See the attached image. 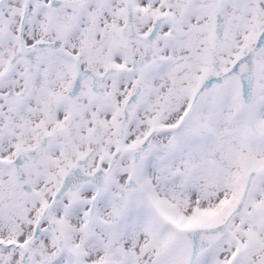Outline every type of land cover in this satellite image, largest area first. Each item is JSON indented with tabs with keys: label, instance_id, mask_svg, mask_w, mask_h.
<instances>
[{
	"label": "bare ground",
	"instance_id": "obj_1",
	"mask_svg": "<svg viewBox=\"0 0 264 264\" xmlns=\"http://www.w3.org/2000/svg\"><path fill=\"white\" fill-rule=\"evenodd\" d=\"M186 2L187 0L184 5ZM220 5L222 9L228 7L227 2ZM215 6L217 5L214 4L213 7ZM213 7L202 18V24L206 28L203 37L206 46L200 51L213 46V42L208 41L210 30L206 25L214 12ZM180 14L169 32L164 26L155 28L148 15L140 21L139 24L152 33L165 34L158 43L146 44L147 55L155 58L161 51H166L169 55L176 54L184 46L180 41L172 45L175 39L183 40L181 24L177 25ZM126 17L125 0H35L27 7L21 4L6 13L0 35V150L7 156L14 148L24 150L26 145L30 146V154L19 168L22 181L29 186L28 192L21 196V205L30 217L44 225L50 221L52 209L55 220L59 206L64 207L65 214L79 222L66 221L73 226L76 235L80 234L79 248H85L81 257H98L95 250H89L90 245L98 240L112 242L115 246L125 240L128 248L109 250L110 252L103 250L105 257L99 258H103L106 264H145L147 255L163 250L168 258L162 260H167L168 264H183V260H186V264H206L203 259L211 254L209 248L204 247L197 254L186 253L187 250H192L187 240H168L167 237L171 236L162 230V222L153 214L156 210L147 196L150 194L147 192L138 196L132 173H149L156 188L162 189L158 183L162 181L166 191L168 184L174 189L182 184V180L190 182L188 186L181 187L180 193L191 195L195 199L181 197L183 205L187 210H200L204 214L214 187L213 179H216L218 173L213 165L215 153L216 158L222 157L231 127L228 125L230 120L218 122L213 116L205 114L207 98L215 100L212 112L221 107L218 100L223 105L229 99L219 98L212 91H207L203 96L204 101L198 104L200 109L202 106V111L198 110L197 113L201 123L199 127L182 129L180 126L171 135L163 131L173 124L171 119L177 115L178 106L185 102L186 94L184 89L178 88L179 81H174V73L169 71V67L175 66L181 71L180 76L185 74L183 71L189 72L190 78L187 75L184 80L185 87L197 84L196 81H191L190 60L185 68V64L180 63L181 60L170 58L164 67L154 68L151 72L162 104L169 110L162 116L159 128L166 134H154L147 137V142L146 138L136 142L142 133L148 135L145 128L149 127L148 122L153 116L143 117L140 123L132 125V130L125 134L119 118L130 115L123 110L133 103L124 99L115 106H109L100 99L102 94L92 97L86 73L91 70L92 61L101 58L103 68L109 67L118 75L127 74L123 70V59L118 57L119 48L125 42V36L121 37L119 32L125 34ZM175 27L180 28L179 32H174ZM194 39L191 35L187 36L186 41ZM130 50L132 55L139 52L137 49ZM190 51L193 52L192 49ZM182 55L187 57L186 54ZM129 61L134 63L133 58H129ZM171 87L172 92L161 90ZM196 91L197 97L201 93L199 86ZM174 94L181 100L180 103L175 101ZM83 114L94 119L99 128H90ZM186 128L192 131V138L186 137ZM122 139L136 148L139 156L133 161L127 162L125 157L119 155L118 145ZM230 139L234 157L239 151V144L232 135ZM95 142L107 151L106 154H100L99 165L96 164L95 157H90ZM126 143L128 142L124 145ZM195 148L200 157L198 160L191 156L193 152L196 153ZM156 152L157 157L154 155ZM173 159V162H169ZM152 169L153 174L147 172ZM177 169L183 170L182 180L172 182L170 177L166 179L168 171L171 173ZM130 177L132 188H129ZM208 180L209 184L212 183L211 186L205 184ZM262 183L263 177L260 175L255 180L259 190ZM218 184L214 196L217 194ZM148 187L159 200H163L160 194L155 193L151 184ZM159 192L165 196L163 192ZM96 210L102 211L103 223L100 227L91 228V239H88L79 229L88 225L89 221L92 222L86 216L89 214L94 217ZM140 215L143 219L138 223ZM179 216L186 215H178L179 221L175 223L176 237L185 235L187 232L184 230H188L187 218L182 220ZM129 219L133 220L131 230L125 236V225ZM199 222L200 220L196 226ZM117 227L123 228L124 232L116 238ZM93 232L99 237L94 239ZM47 247L48 244L45 248Z\"/></svg>",
	"mask_w": 264,
	"mask_h": 264
},
{
	"label": "rangeland",
	"instance_id": "obj_2",
	"mask_svg": "<svg viewBox=\"0 0 264 264\" xmlns=\"http://www.w3.org/2000/svg\"><path fill=\"white\" fill-rule=\"evenodd\" d=\"M34 1L0 0V35L6 13L21 4L27 7ZM184 2L185 0H125V12L127 13V17L124 18L125 34L119 32L121 37L125 36V42L119 48L118 57L123 59V70H126L127 74L118 75L109 67L103 68L101 58L93 60L91 70L86 73L89 91L94 98L102 94L100 99L109 106H115L122 100L128 99L133 104L144 108L142 118L153 116L148 122L149 127L145 128L148 135L142 133L136 142L144 138L147 142L149 141L147 137H152L154 134L168 132L171 135L180 126L182 129L199 127L201 123L194 110L197 86L201 89L200 95L197 96L198 104L204 101L203 96L207 91H212L219 98L228 97V103L223 104L224 106L220 107H223L222 109L216 110V116L219 118L218 122L230 120L228 124L231 126L230 136L226 138L222 157L216 158L217 153H215L216 160L214 158L213 165L218 173L216 179H213L214 187L204 214L200 213V210L190 211L184 207L181 197L188 196L192 199L194 197L180 193L181 187L177 190L179 185L174 189L168 187L166 191L162 181L158 182L162 189L156 188L153 177L149 173L138 175L133 172L132 176L138 196L145 195L149 190L150 197L164 208L166 214L161 211L153 212V214L162 222L159 223L162 230L171 236L167 237L168 240L173 239L178 242L184 237L183 235L176 237V221H179L178 215H186L179 216L182 220L187 218V234L190 235L188 244L192 250H187L186 253L197 254L202 251L200 249L207 247L211 254L203 259L206 264L209 260L208 264H264V0H258L257 4L248 11L235 13L234 32L239 44L233 48H227V52L221 49L220 33L224 32V28L220 29V23L224 20L220 4L227 2L230 8V0H216L217 6L213 7L214 12L206 23L210 30L208 41L213 42V46H207L206 49H209L205 51L194 50V53H200L196 54L197 56H194L191 51L185 53L189 54L187 55L189 58L192 56L190 63L193 62L194 65H191L189 71L192 72L191 81H196L197 84L187 88L182 80L183 75L181 76V84L178 88L186 91L185 102L178 106L177 115L171 119L173 124L163 130L166 132H163L159 129L160 121L169 110L162 104V98L155 87L157 86L156 80L153 81L151 72L154 68H158V61L166 59L168 53L161 51L153 58L147 55L146 44L148 42L158 43V40L165 34L152 33L139 23L148 15L155 28L164 26L169 32ZM140 42L142 43L139 44ZM130 49H137L139 52L132 55ZM129 58H133L134 63H131ZM169 71L174 73V81H179L182 73H175L178 70L173 65L169 67ZM161 90L172 92V87L168 90ZM225 90L228 93H225ZM174 98L180 103L181 100L176 94ZM214 101L210 97L207 98L205 114L213 116ZM217 102L221 103L219 100ZM129 106L127 105L126 108ZM83 115L90 128H99L94 119ZM119 121L123 125L124 116L119 118ZM225 127L228 126L225 125ZM222 131L221 128L220 132ZM185 132L187 138L193 137L189 128H186ZM194 135L196 136L197 133ZM231 135L239 144V151L234 157L230 143ZM125 142L128 143L121 146L123 151L137 158L139 154L135 151L136 148L129 141L122 143ZM30 150L29 145H26L24 150L14 148L7 156L0 150V264H106L103 258H99L105 257L104 252L98 257L89 259L80 256L83 253L78 243L80 234L76 235L73 226L66 222L78 221L65 214L64 207L59 206L60 210L56 211L55 220L52 209L51 219L46 225L26 213L21 205V196L28 192L29 186L22 181L19 168L29 156ZM195 152L191 156L198 160L200 157L197 148ZM104 153H107L106 149L95 142L90 157H95L96 164L99 165L101 162L99 156ZM157 154L156 152L154 155L157 157ZM201 155L203 157V154ZM173 161L174 159L169 162ZM153 171V169L152 171L147 170L151 174ZM182 173L183 170L180 169L171 171V173L168 171L166 179L170 177L174 182L180 179ZM260 175L263 177L261 190L258 184H255L256 178ZM129 181H131L129 188H132L131 177ZM148 184L153 186L155 193L160 194L163 200H159L154 195ZM205 184L211 186L212 183L209 184L208 180ZM217 184L218 191L214 196ZM124 188L127 189L126 186ZM214 197L215 200H213ZM86 217L94 224L89 221L88 225L80 227L79 230L91 239V228L100 227L103 223L102 211L96 210L94 217H90L89 214ZM198 220L200 224L196 226ZM132 221L129 219L128 224L125 225L127 228L125 236L131 230ZM120 228L117 227V229ZM46 231H49L51 236L44 237L43 240L41 234ZM92 237L96 239L99 235H94L93 232ZM47 244L48 247L45 248ZM121 246L122 249H126L129 245L125 241L118 246L107 242L103 250L105 252L120 250ZM156 253L151 252L147 255L144 259L145 264L148 261L149 264H158L160 260L167 257L163 250H158ZM183 264H186V260H183Z\"/></svg>",
	"mask_w": 264,
	"mask_h": 264
},
{
	"label": "water",
	"instance_id": "obj_3",
	"mask_svg": "<svg viewBox=\"0 0 264 264\" xmlns=\"http://www.w3.org/2000/svg\"><path fill=\"white\" fill-rule=\"evenodd\" d=\"M258 0H230V10L229 7L227 8H223V20L220 23V29L224 28V32L220 33V37L222 39V44H221V49L224 52H227V48L230 47H235L239 44L238 40H236V36H235V32H234V15L236 12H244V11H248L250 8L254 7L257 4ZM216 4V0H187V2L185 3V5L182 8L181 14H180V18L177 20V25L180 23L181 24V28H182V36H183V40L181 39H175L174 43L172 45H175L176 42L180 41L181 43H184V46L181 48H179L178 52L176 54H166V59H160L158 61V67H164L165 63H168L170 58H177L180 61V63L182 65L185 64V68L188 66V61L190 60V58L192 57H184L182 54L185 53H190V50L192 49V51L197 50L198 52L200 51V49H202L204 46H206V42L203 41V37L204 34L206 33V28L204 27V25L202 24V18L203 15L205 13H207L208 11H210L213 7V5ZM174 23V22H173ZM176 24V22L174 23V25ZM179 27H175L174 32H179ZM227 31V32H226ZM193 35V39H194V35L195 39L191 40V42L186 41L187 40V36H191ZM172 43V42H171ZM171 45V44H169ZM231 48V49H232ZM230 50V49H229ZM193 55L195 54H200V53H194L192 52ZM179 54V55H178ZM189 55V54H187ZM189 58V59H188ZM181 65V68H182ZM190 65H194L193 62L190 63ZM183 68V70L185 69ZM181 70V69H180ZM182 70V71H183ZM185 74L182 77V80H185L187 75L190 78V74L189 72H185L183 71ZM175 73H181V71H177ZM163 75L165 77V73L163 72ZM153 79V76H152ZM181 84V76L179 79V87ZM178 89V88H177ZM2 91H5L4 89H2ZM225 93H228L227 90H225ZM195 100L198 101V98L195 97ZM194 100V110L196 115H198V110L202 111V106L200 109V105H198V102H196ZM220 105L222 106V104L220 103ZM223 108V107H222ZM219 108V109H222ZM127 110V111H125ZM125 110H123L124 112H129L130 115H126L124 116V122H123V132L125 134H127L128 132H130L132 129H130V127L132 125H135L137 123H140V120L142 119L143 116V111L144 108L141 106H137L135 104L130 105L128 108H126ZM200 115V114H199ZM123 117V116H122ZM213 117L215 119H217L219 121V118L216 116V111L213 113ZM123 140V139H122ZM125 141V140H123ZM121 141V143H119L118 145V149L119 152L122 157L126 158V161H133L134 157L130 154V153H125L123 151V147H121L122 145H124ZM180 179L182 180V178L180 177ZM188 183L190 182H186L184 180H182V184H179V188L184 186H188ZM168 187L169 186L168 184ZM178 187V185H177ZM182 189V188H181ZM149 194V190L147 191ZM149 198L150 203L155 206L153 207L156 211H161L163 214H166L164 208L158 203L155 202V199L150 197V195H147ZM140 197V196H139ZM146 199V198H145ZM143 219L142 216L140 215L137 218V221ZM124 232V229H117V231L115 232V236L120 237ZM184 232H188V230H184ZM51 233L49 231H46L44 233L41 234V238L44 240V237L47 236H51ZM184 238H182L183 241L187 240L189 241V236L187 233L185 235H183ZM189 237V238H188ZM93 241V240H92ZM125 240H123L124 242ZM98 242V243H97ZM107 242H102V240H98L96 242H94L92 245H90V249L91 250H95L97 255H100L103 253V247ZM85 250V249H83ZM121 250H122V246H121ZM158 264H168L167 260H160Z\"/></svg>",
	"mask_w": 264,
	"mask_h": 264
}]
</instances>
